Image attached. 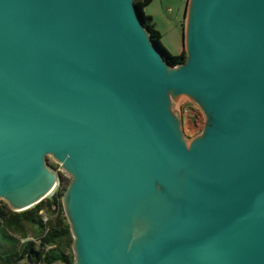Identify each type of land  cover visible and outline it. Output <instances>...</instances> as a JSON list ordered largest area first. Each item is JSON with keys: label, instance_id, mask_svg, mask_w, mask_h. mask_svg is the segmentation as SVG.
<instances>
[{"label": "water", "instance_id": "obj_1", "mask_svg": "<svg viewBox=\"0 0 264 264\" xmlns=\"http://www.w3.org/2000/svg\"><path fill=\"white\" fill-rule=\"evenodd\" d=\"M142 13L0 0V201L51 194L50 156L72 264H264V0H187L177 64Z\"/></svg>", "mask_w": 264, "mask_h": 264}, {"label": "trees", "instance_id": "obj_2", "mask_svg": "<svg viewBox=\"0 0 264 264\" xmlns=\"http://www.w3.org/2000/svg\"><path fill=\"white\" fill-rule=\"evenodd\" d=\"M151 0H134L143 10ZM143 24L149 30L153 43L161 50L171 64L185 59L184 49L172 54L161 44V33L155 27L150 15H141ZM56 168V164L48 161ZM37 204L21 211H13L4 201H0V264H72V236L63 212L61 196L68 181Z\"/></svg>", "mask_w": 264, "mask_h": 264}, {"label": "rangeland", "instance_id": "obj_3", "mask_svg": "<svg viewBox=\"0 0 264 264\" xmlns=\"http://www.w3.org/2000/svg\"><path fill=\"white\" fill-rule=\"evenodd\" d=\"M186 2L187 0H151L143 7L144 14L152 17L155 27L161 33V44L172 54H178L183 49L182 32ZM174 108L181 115L182 130L186 138L190 139L198 134L204 123L202 111L184 95L178 97L174 103ZM47 161L56 164V169L59 171V175L62 176L63 182L69 181V174L62 171L55 160L47 156ZM59 184L60 179L52 193L58 189ZM18 264L27 263L26 261H20ZM55 264L67 263L58 262Z\"/></svg>", "mask_w": 264, "mask_h": 264}]
</instances>
